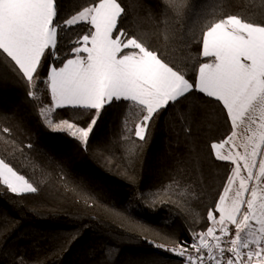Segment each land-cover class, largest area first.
<instances>
[{
    "label": "snow or ice",
    "instance_id": "obj_1",
    "mask_svg": "<svg viewBox=\"0 0 264 264\" xmlns=\"http://www.w3.org/2000/svg\"><path fill=\"white\" fill-rule=\"evenodd\" d=\"M217 3L227 7L223 0ZM140 7L139 0H87L61 19L59 0H0V70L23 80L29 99L42 105L38 114L46 128L66 133L85 150L102 112L114 104L139 117L121 134V141L132 145L146 141L151 125L170 108L190 119L194 113L185 111L184 102L194 94L205 106L215 104L231 132L210 147L216 160L234 167L207 212L209 226L192 231L191 244L173 240L172 247L154 246L184 264H264V8L218 13L215 4L209 11L207 0H158L166 26L162 51L145 34L124 26ZM169 20L180 24L181 33L172 52L167 51ZM81 25L87 30L68 38L61 55L62 39ZM45 95L50 104L43 103ZM58 110L74 115L57 121ZM0 144L11 153L32 148L21 146L7 126L0 127ZM59 179L88 207L97 204L91 193L68 184L63 169ZM173 183L175 193L165 185L154 195L175 202L171 197L185 190ZM0 185L17 196L40 190L3 158Z\"/></svg>",
    "mask_w": 264,
    "mask_h": 264
},
{
    "label": "trees",
    "instance_id": "obj_2",
    "mask_svg": "<svg viewBox=\"0 0 264 264\" xmlns=\"http://www.w3.org/2000/svg\"><path fill=\"white\" fill-rule=\"evenodd\" d=\"M86 2L59 0L61 19ZM139 3L142 7L124 26L145 34L153 47L164 51L166 26L156 7L158 0ZM214 4L218 13L264 8V0H223L225 8L217 0H207L209 11ZM86 30L77 26L63 38L61 55L66 40ZM167 32L171 40L167 51L172 52L180 46V24L169 20ZM27 91L18 76L0 70V127L12 128L21 146L32 145L22 154L0 144V158L40 189L17 196L0 185V264H184L179 256L154 245L172 247L173 240L190 244L192 231L209 226L207 212L215 207L232 168L216 160L210 147L231 131L215 104L205 106L200 94H194L184 102L185 111L194 113L190 119L182 120L170 108L151 125L146 141L136 145L120 139L125 124L134 128L138 122L136 111L114 104L102 112L85 150L66 133L44 126L38 114L42 105L29 99ZM43 103L50 104L46 95ZM73 115L58 110L56 120ZM61 169L71 187L96 198L95 206L88 207L75 192L65 190ZM173 181L185 190L182 196L171 197L175 202L154 195L165 185L175 193Z\"/></svg>",
    "mask_w": 264,
    "mask_h": 264
},
{
    "label": "crops",
    "instance_id": "obj_3",
    "mask_svg": "<svg viewBox=\"0 0 264 264\" xmlns=\"http://www.w3.org/2000/svg\"><path fill=\"white\" fill-rule=\"evenodd\" d=\"M231 132V131H230ZM240 132H241V134L243 135V128H241L240 129ZM230 134V133H229ZM214 155V154H213ZM215 157V156H214ZM219 161V160H218ZM221 162H225V163H228V164H230L231 165V163L229 162V161H221ZM231 167H234L233 165H231ZM217 216H218V214H217Z\"/></svg>",
    "mask_w": 264,
    "mask_h": 264
},
{
    "label": "built area",
    "instance_id": "obj_4",
    "mask_svg": "<svg viewBox=\"0 0 264 264\" xmlns=\"http://www.w3.org/2000/svg\"><path fill=\"white\" fill-rule=\"evenodd\" d=\"M191 244V243H190ZM181 258V257H180Z\"/></svg>",
    "mask_w": 264,
    "mask_h": 264
}]
</instances>
